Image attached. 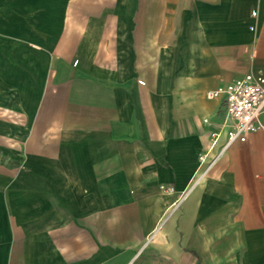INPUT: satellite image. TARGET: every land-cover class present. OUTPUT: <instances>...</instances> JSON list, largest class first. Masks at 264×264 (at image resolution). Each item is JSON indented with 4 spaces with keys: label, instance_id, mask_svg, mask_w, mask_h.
Returning a JSON list of instances; mask_svg holds the SVG:
<instances>
[{
    "label": "crops",
    "instance_id": "0c3cea01",
    "mask_svg": "<svg viewBox=\"0 0 264 264\" xmlns=\"http://www.w3.org/2000/svg\"><path fill=\"white\" fill-rule=\"evenodd\" d=\"M249 72L264 0H0V264H264Z\"/></svg>",
    "mask_w": 264,
    "mask_h": 264
},
{
    "label": "built area",
    "instance_id": "2783aa9c",
    "mask_svg": "<svg viewBox=\"0 0 264 264\" xmlns=\"http://www.w3.org/2000/svg\"><path fill=\"white\" fill-rule=\"evenodd\" d=\"M206 97L223 98L221 115L224 120L232 122L230 138L238 137L243 141L251 132L264 131L263 73H246L229 87L207 91ZM199 158L202 159L203 155Z\"/></svg>",
    "mask_w": 264,
    "mask_h": 264
},
{
    "label": "rangeland",
    "instance_id": "374dc122",
    "mask_svg": "<svg viewBox=\"0 0 264 264\" xmlns=\"http://www.w3.org/2000/svg\"><path fill=\"white\" fill-rule=\"evenodd\" d=\"M16 251H18V249L16 248Z\"/></svg>",
    "mask_w": 264,
    "mask_h": 264
}]
</instances>
